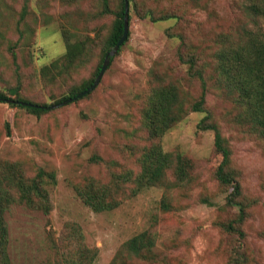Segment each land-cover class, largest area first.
Returning a JSON list of instances; mask_svg holds the SVG:
<instances>
[{"label": "rangeland", "instance_id": "rangeland-1", "mask_svg": "<svg viewBox=\"0 0 264 264\" xmlns=\"http://www.w3.org/2000/svg\"><path fill=\"white\" fill-rule=\"evenodd\" d=\"M101 4L0 0V92L15 98L9 88L16 86L24 100L48 105L36 114L0 99V170L7 171L6 163L14 162L26 175L42 168L54 176L47 185L49 213L19 202L4 213L10 263L68 264L69 252L78 250L81 239L97 249L92 264H109L123 241L148 230L155 239L152 264H227L229 249L238 240L250 251V264H264V140L235 122L234 104L210 81L205 107L231 148L241 189L238 200L246 203L245 219L235 223L243 235L227 233L220 225L237 218L238 208L226 201L232 186L221 185L215 177L221 155L215 150L213 131L197 127L205 112H188L161 137L165 151H180L191 161L194 180L185 188L175 186L168 170L162 185L127 193L118 206L104 211L85 205L75 190L90 181L106 183L111 172H139L138 157L149 142L140 108L151 68L167 79L179 78L193 97L199 95V81L188 79L178 59L177 32L209 55L219 33L237 27L264 31V19L248 13L250 0H145L138 9L128 5L129 35L98 85L51 107L97 72L102 39L113 19L100 14ZM148 6L157 14L176 13L178 18L140 17ZM19 36L22 42L14 46L13 59L8 46ZM67 42L78 43L75 56L43 69L65 55ZM136 263L147 264L130 262Z\"/></svg>", "mask_w": 264, "mask_h": 264}, {"label": "trees", "instance_id": "trees-1", "mask_svg": "<svg viewBox=\"0 0 264 264\" xmlns=\"http://www.w3.org/2000/svg\"><path fill=\"white\" fill-rule=\"evenodd\" d=\"M250 2L251 4L246 7L248 13L252 17L259 16L264 19V0H250ZM101 3L100 14H111L113 19L102 39L104 47L97 72L90 81L84 83L79 89L72 90L58 102L75 97L92 84L107 52L113 48L122 35L125 0H101ZM144 3L145 0H128L129 8L132 6L133 9H138L139 4ZM157 13L158 11L148 6L141 12L140 17H148L152 21L169 17L178 18L176 13ZM130 18L128 10V20ZM169 35H177L176 37L180 39L177 48L178 59L185 66L188 79L199 81L201 86L199 95L193 97L184 88L179 78L167 79L166 74H160L151 68L148 91L140 108L141 125L146 130L149 142L144 145L145 148L138 157L139 172L133 173L128 168L119 172H111V179L108 182L95 185L93 181H90L81 184L75 188L76 193L92 210L104 211L118 206L127 193L135 195L143 186L162 185L168 170L172 171L175 186L185 188L194 180V175L190 171L191 161L180 151L174 153L165 151L161 145V137L188 112H205L198 121L197 127L213 131L214 147L221 155L215 169V177L221 185L232 186V191L227 194L226 201L229 205L238 208L237 218L229 222H220V225L227 233L236 232L243 235V230L235 223H242L245 219L246 203L238 200L241 189L235 178L236 170L231 164V148L222 135L220 127L213 120L212 114L205 107V99L208 81H210L227 100L234 104L233 109L237 110L234 116L235 122L242 126L246 125L245 127L252 134L264 140V31L237 27L221 32L213 40L214 46L209 55H206L204 47L190 40L186 41L182 33L177 32L175 35L169 32ZM21 42L19 36L13 44L8 46L13 59L16 58L14 46L20 45ZM77 44L67 42L65 55L44 66L43 69L49 70L50 67L56 66L59 60L68 58V56L72 59L75 56L73 50ZM112 58L113 56L110 62ZM9 91L16 94V97L10 98L4 92H0L1 100L14 99L34 104L24 105L11 101L10 105L27 107L36 114H40L48 107L45 103L38 104L24 100L18 95L19 90L16 86L10 87ZM6 164L7 171L0 170V176H2L0 177V264H11L7 252L8 228L4 213L15 202L25 203L29 207L49 213L52 203L47 185H49V180L54 179L52 173L47 174L42 168L35 175L29 176L18 163L7 162ZM46 177L48 179H45ZM69 253L71 257L68 264H92L96 259L97 249L85 245L80 239L78 250ZM155 256L154 236L148 230H143L123 241L109 264H130L132 260L152 264ZM250 256V251L238 240L237 244L229 249L227 264H250Z\"/></svg>", "mask_w": 264, "mask_h": 264}, {"label": "water", "instance_id": "water-1", "mask_svg": "<svg viewBox=\"0 0 264 264\" xmlns=\"http://www.w3.org/2000/svg\"><path fill=\"white\" fill-rule=\"evenodd\" d=\"M128 32H129V20H128V0H125V12H124V25H123V32H122V35L121 37L119 38V40L116 42V44L113 46V48L111 50H109L103 60V63L99 69V72L98 74L96 75L94 81L92 82V84L90 86H88L87 88H85L84 90H82L81 92H79L75 97L73 98H68L66 100H63L59 103H56V104H52L51 107H54V106H59V105H62V104H65L66 102L68 101H71L75 98H78V97H81L85 94H87L88 92H90L91 90H93L99 83L104 71L106 70V68L108 67L109 63H110V59H111V56H113L119 46L124 42V40L126 39L127 35H128ZM1 99V98H0ZM7 102H19L21 104H24V105H34L30 102H25V101H17V100H14V99H6Z\"/></svg>", "mask_w": 264, "mask_h": 264}]
</instances>
